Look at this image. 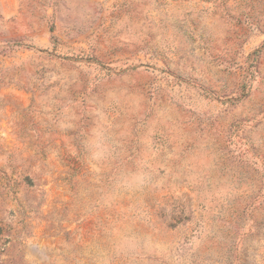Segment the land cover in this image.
I'll use <instances>...</instances> for the list:
<instances>
[{"label":"rangeland","instance_id":"rangeland-1","mask_svg":"<svg viewBox=\"0 0 264 264\" xmlns=\"http://www.w3.org/2000/svg\"><path fill=\"white\" fill-rule=\"evenodd\" d=\"M0 264H264V0H0Z\"/></svg>","mask_w":264,"mask_h":264}]
</instances>
